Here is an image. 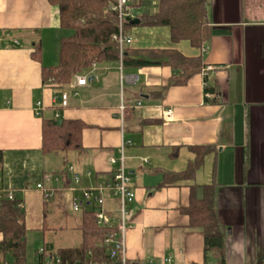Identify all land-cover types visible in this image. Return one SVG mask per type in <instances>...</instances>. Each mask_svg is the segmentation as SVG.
<instances>
[{
    "label": "crops",
    "instance_id": "1",
    "mask_svg": "<svg viewBox=\"0 0 264 264\" xmlns=\"http://www.w3.org/2000/svg\"><path fill=\"white\" fill-rule=\"evenodd\" d=\"M208 11L212 38L202 55L212 68L208 83L220 92L215 104L206 102L203 73L186 86L170 87L168 67L120 72L117 64H99L78 96L68 87H44L42 66L59 63L60 40L69 35L61 29L59 8L48 0H0V181L23 202L28 230L44 237L43 229H49L44 218L49 201L37 189L45 176L73 166L81 187L91 188L111 178L116 166L110 158L120 157L125 145L136 195L127 215L129 264H215L205 257L203 234L189 229V218L180 210L189 205L191 186L214 184L218 219L226 231V264H264V0H211ZM131 35L133 49L198 55L187 43L172 44L166 28H137ZM39 43L41 63L31 57ZM49 46L58 51L50 61ZM64 91L70 93L69 105L60 108L53 98ZM122 100L129 108L124 121L118 116ZM38 102L46 117L58 112L87 126L84 150L68 156L67 166L62 167V156L42 152ZM55 107L60 109L48 111ZM194 146L213 148L194 180L159 188L163 173L187 169L195 159ZM51 185L60 189L51 199L53 208L63 209L65 216L70 209L77 227L83 211L72 210L73 194L62 182ZM117 206L108 196L105 207L112 215Z\"/></svg>",
    "mask_w": 264,
    "mask_h": 264
},
{
    "label": "trees",
    "instance_id": "2",
    "mask_svg": "<svg viewBox=\"0 0 264 264\" xmlns=\"http://www.w3.org/2000/svg\"><path fill=\"white\" fill-rule=\"evenodd\" d=\"M211 0H128L132 16L123 21V32L132 37L137 28H166L174 45L187 43L198 51L195 57H187L177 49H133L128 45L124 50L123 69L138 70L150 67H168L172 77L170 87L186 86L189 81L206 68L202 49L212 38V22L208 7ZM59 8L60 26L69 35L60 40L59 63L56 66H42L41 77L44 87L65 88L77 75L85 73L96 64H119V44L114 37L120 32V19L113 10L114 0H48ZM139 20V25L133 22ZM133 38V37H132ZM38 63L42 62V47L37 44L31 55ZM205 92L214 94L206 99L208 103H218L220 92L215 85H209ZM125 118L129 116L128 105ZM60 108H51L56 111ZM42 118V152L44 155L62 156L64 166L69 163L68 156L82 153L83 132L86 124L80 120L55 118V115ZM61 120V124L58 123ZM195 155L185 171L163 173L159 188L172 187L182 181H192L203 166L205 157L213 152L211 146H194ZM3 152L0 151V166ZM54 175V174H53ZM56 175V174H55ZM64 188L70 185L66 170L60 173ZM202 196H198V192ZM217 185L191 186L190 202L181 208L182 214L189 218V229L200 231L205 240V257L215 264H226V231L220 223L216 210ZM82 219L76 227L81 233V243L72 248H54L46 243L44 254L37 256L40 264L48 256L52 264L60 259L61 264H121L117 245L111 250L104 243L113 229L100 227L95 211L82 210ZM45 211V217L46 218ZM23 202L9 193L0 196V264H27V234ZM49 229L44 228L43 231ZM127 264L129 262L127 261Z\"/></svg>",
    "mask_w": 264,
    "mask_h": 264
},
{
    "label": "built area",
    "instance_id": "3",
    "mask_svg": "<svg viewBox=\"0 0 264 264\" xmlns=\"http://www.w3.org/2000/svg\"><path fill=\"white\" fill-rule=\"evenodd\" d=\"M113 10L117 11L120 19V32L119 35L114 37L119 44L120 50V59H119V70L123 71V58L124 50L128 45L133 43V38L126 35L123 32V21L132 16V10L129 6L128 0H114ZM17 44V43H16ZM98 70V64L94 63L89 70L83 74H79L75 77L74 81L70 83L67 87L71 90V94L78 96V88L88 85L89 78L96 75ZM212 68L206 67L202 73L204 74V88L207 89L209 86L207 73L211 71ZM214 94L205 92L206 99L214 98ZM70 93L67 91L62 92L60 95L53 98V103L60 108H66L69 105ZM138 107L142 106L141 102H138ZM43 103L38 102L36 104V114L41 117L43 113ZM126 106L122 100L119 107L118 116L121 121H124L125 118ZM167 119L173 117V112L168 111L165 113ZM55 118H60L58 112L55 114ZM125 145H122L120 148V157L112 156L110 158V163L116 166V169L111 175L109 180L101 181L91 188L81 187V178L78 174L75 173V168L70 166L67 168V173L71 174L70 185L63 189L71 192L73 194L72 198V210L79 212L85 208L91 207L95 211L97 224L105 229H113L114 231L109 235L105 240L104 245L109 248L111 255H115L114 251L111 250L113 246L117 245L119 249V254L121 256V264H127L126 258V236L127 232L131 229L127 221L128 208L135 201L136 195L135 191L132 188V177L128 172L126 166V158L124 155ZM53 182H62L61 175H48L44 177V181L37 185V189L43 193L44 200L48 202L51 200L59 187H54L51 184ZM0 181V196L3 193H9L10 199H14L12 193L1 188ZM79 195H78V194ZM108 196L116 199L118 201L117 209L114 211L115 215H112L106 209V202ZM24 207V204H23ZM118 220L117 225L115 220ZM44 250H39V255H43ZM52 255L48 256L43 260L42 264H52ZM56 264H61L60 259H56Z\"/></svg>",
    "mask_w": 264,
    "mask_h": 264
},
{
    "label": "rangeland",
    "instance_id": "4",
    "mask_svg": "<svg viewBox=\"0 0 264 264\" xmlns=\"http://www.w3.org/2000/svg\"><path fill=\"white\" fill-rule=\"evenodd\" d=\"M64 33L69 34L66 32ZM48 48L50 49L49 52H52V54L47 56V60L50 61L52 58L51 55L55 56L58 51L53 52L54 48L51 46ZM63 166L64 163L62 164V167ZM47 206L46 214L49 230L44 233L45 236L43 237L42 232L40 233L39 230H28L27 264H40V260L36 253L44 246V243H52L56 249L63 247H77L81 243V233L76 230L78 221L75 219L72 211L69 209L67 216H65L63 209L53 208L51 200H49Z\"/></svg>",
    "mask_w": 264,
    "mask_h": 264
},
{
    "label": "water",
    "instance_id": "5",
    "mask_svg": "<svg viewBox=\"0 0 264 264\" xmlns=\"http://www.w3.org/2000/svg\"><path fill=\"white\" fill-rule=\"evenodd\" d=\"M133 24H134V25H139V24H140V21H139V20H135V21L133 22ZM61 122H62L61 120H58V123H59V124H61Z\"/></svg>",
    "mask_w": 264,
    "mask_h": 264
}]
</instances>
